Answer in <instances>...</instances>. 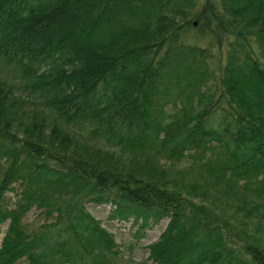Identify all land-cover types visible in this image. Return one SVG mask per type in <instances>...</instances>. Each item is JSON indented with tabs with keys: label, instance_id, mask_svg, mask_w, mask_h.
<instances>
[{
	"label": "trees",
	"instance_id": "16d2710c",
	"mask_svg": "<svg viewBox=\"0 0 264 264\" xmlns=\"http://www.w3.org/2000/svg\"><path fill=\"white\" fill-rule=\"evenodd\" d=\"M103 203L153 264H264V0H0V264H112Z\"/></svg>",
	"mask_w": 264,
	"mask_h": 264
},
{
	"label": "rangeland",
	"instance_id": "374dc122",
	"mask_svg": "<svg viewBox=\"0 0 264 264\" xmlns=\"http://www.w3.org/2000/svg\"><path fill=\"white\" fill-rule=\"evenodd\" d=\"M187 39L189 42L195 43L201 47H207L211 51L212 57L209 60L211 69L215 70L219 62L224 59L227 49L225 40L223 41L224 43L219 46L210 36L203 37L200 33L197 34L192 31L188 33ZM6 196L13 198L14 193L12 191L7 192ZM86 206L90 214L100 222L102 227L114 236L115 242L119 245L120 254L115 257L112 264H153L149 258L148 245L159 238V235L165 227L166 220L138 231L137 226H133L131 221L124 222L109 218L111 208L114 207L111 203L98 205L87 204ZM52 220L53 218L51 217L48 218V220L45 219L44 215H40L39 210L36 209L30 210L25 219V221L35 229L43 224L44 221ZM251 227L250 229H252ZM5 230L6 223L0 226V243ZM23 262V260H20L15 264H23Z\"/></svg>",
	"mask_w": 264,
	"mask_h": 264
},
{
	"label": "water",
	"instance_id": "95a60500",
	"mask_svg": "<svg viewBox=\"0 0 264 264\" xmlns=\"http://www.w3.org/2000/svg\"><path fill=\"white\" fill-rule=\"evenodd\" d=\"M194 24H196V22H194Z\"/></svg>",
	"mask_w": 264,
	"mask_h": 264
}]
</instances>
